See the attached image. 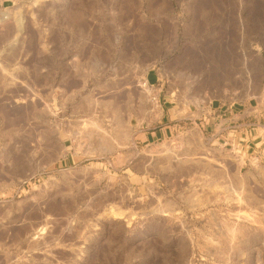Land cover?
<instances>
[{"label": "rangeland", "instance_id": "obj_1", "mask_svg": "<svg viewBox=\"0 0 264 264\" xmlns=\"http://www.w3.org/2000/svg\"><path fill=\"white\" fill-rule=\"evenodd\" d=\"M0 1V264H264V164L145 140L195 0Z\"/></svg>", "mask_w": 264, "mask_h": 264}, {"label": "crops", "instance_id": "obj_2", "mask_svg": "<svg viewBox=\"0 0 264 264\" xmlns=\"http://www.w3.org/2000/svg\"><path fill=\"white\" fill-rule=\"evenodd\" d=\"M12 6L0 1V11ZM193 21L186 32L203 44L180 57V76L167 73L165 62L146 76L158 125H147L145 140L201 134L231 143L249 165L264 164V0H195ZM218 37L224 48L214 46ZM215 65L219 73H203Z\"/></svg>", "mask_w": 264, "mask_h": 264}]
</instances>
